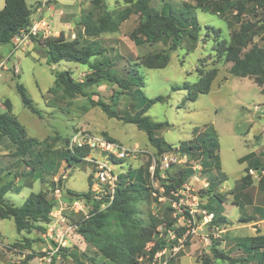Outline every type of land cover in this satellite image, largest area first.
Returning <instances> with one entry per match:
<instances>
[{
	"label": "rangeland",
	"instance_id": "rangeland-1",
	"mask_svg": "<svg viewBox=\"0 0 264 264\" xmlns=\"http://www.w3.org/2000/svg\"><path fill=\"white\" fill-rule=\"evenodd\" d=\"M41 1L26 0V4L33 8ZM51 1L54 9L44 10L42 17L53 28L60 22L59 10H63L65 15L62 19L75 23L74 36L66 33L69 40L83 32L79 25L82 14L90 11L93 17H96L104 10L101 7L93 8L89 0ZM165 1L174 11L180 8L184 10L182 5L185 3L195 4L192 0ZM103 2L105 9L111 12L127 6L123 0ZM230 3L232 4L230 9L217 14L212 10L223 6L222 0H205L206 8L211 12L195 10L200 26L198 40L193 43L184 38L176 51H168L169 40L136 46L129 35L138 22L137 15H132L122 22L115 33H103L97 39L88 40L83 37L86 41H96L98 47L105 49L97 59L109 58L115 64L112 71L120 74V71L126 68L128 60L138 64L144 84L143 96L146 99L156 97L164 99L163 102L151 105L146 116L155 122L166 124L157 132L166 143L176 146L191 139L194 128L212 125L215 129L218 135L220 168L225 179L215 187V193L222 195L223 215L228 220V224L219 230L208 228L209 220L204 209L208 198L212 196V193H208V196L205 194L208 182L213 183L217 176L214 169L202 175L197 161L188 156H181L175 151L159 157L149 144L146 134L134 125L107 118L99 108L92 107L86 97L69 98L61 87L54 88V72L67 70L75 81H81L89 73V67L66 61L48 66L45 64L43 54L35 50L33 43L20 48H14L13 43L0 46V62L3 61V68L0 70V114L6 112L4 100H8L11 104V114L23 126L29 137L43 141V145H49L50 150L57 153L64 148L66 140L79 133L103 137L124 148L136 150L135 156L125 159L121 166L114 164L113 170L116 174L144 166L148 160H151L150 172L153 171L156 162L160 163L161 178L165 177V171L173 174L180 168L193 170L194 173L179 192L178 203L172 202L166 196L160 197L163 190L151 176V186L159 193L151 191L150 194L137 197L133 203L135 217L143 225H149L150 220L154 219L155 222L171 221L175 228H186L185 234L174 242L172 233H161L164 223L156 227V232L159 233L156 237H162L167 247L156 255L153 264H164L168 259V264H202L201 258L207 256L212 259L211 238L220 241L217 246L219 250L234 258L242 257L244 256L242 252L237 250V239L264 234V222L260 225L239 222L240 217L255 216L257 220L264 217V193L258 188L259 179L261 176L264 177V95L260 93L253 78L232 76L229 73L230 64L224 61L223 53L221 55V51L230 41L231 31L238 30L241 23L251 25L253 43L263 46L261 38L264 35V0H230ZM163 4L161 0H149L150 7L156 10H160ZM3 6L4 0H0V10ZM37 7L32 9V13ZM50 32L52 34V29ZM167 51L169 61L165 68L143 67L147 57ZM93 60L95 59L91 61ZM211 69H216V77L209 92L199 94L194 102H184V91L172 90V87L181 86L186 82L196 83L199 77L197 70L207 72ZM16 82L24 87L35 108L34 113L23 105L15 87ZM88 92L96 94L93 97L95 100L99 99L110 105L120 115L134 114L139 109V103L145 102L132 95H120L117 105L114 106L113 98L115 94L120 93L119 88L107 81L92 86ZM89 157L102 159L98 152H91ZM16 160L18 161V158L14 156V145L6 138H1L2 182L12 180L14 186H24L27 182L31 184V188H24L19 194L9 192L5 195L7 202L18 207L31 193L42 191L45 184L39 180L34 181L33 178L28 180L21 177L18 173L23 166L21 163L17 164ZM255 166L259 169L248 172L252 184L244 186L241 178L246 174L245 168L253 169ZM7 171L10 174H7ZM61 172L66 174L64 188L77 193H85L88 190L89 175L93 176L92 180L95 178L94 164L90 161L70 167L61 162L57 173L48 176L47 181H55ZM46 195L48 199L53 197L52 191L46 192ZM66 217L71 223L87 219L81 213L74 214L68 211ZM107 230L110 235L118 233L113 220L107 226ZM78 235L67 249L69 255L54 259L53 264H109L81 234ZM149 246L150 244L147 248ZM42 248L39 230L17 233L12 219L0 220V264H23L24 261H27L26 264H39V259L43 256ZM138 260L145 262V256H140ZM214 264L228 263L217 260ZM244 264L257 263L251 260Z\"/></svg>",
	"mask_w": 264,
	"mask_h": 264
},
{
	"label": "trees",
	"instance_id": "trees-1",
	"mask_svg": "<svg viewBox=\"0 0 264 264\" xmlns=\"http://www.w3.org/2000/svg\"><path fill=\"white\" fill-rule=\"evenodd\" d=\"M161 1L164 3L163 6L160 10H156L150 7L149 0H123V3L127 5L126 8L111 12L105 9L103 0H89V4L93 8L101 7L104 10L96 17H93V13L90 11L82 14L79 25L83 32L78 33L73 40L67 39L61 32L58 36L45 38L32 36L31 41L35 50L43 54L45 64L48 66L66 61L89 67V73L81 81H75L67 70L54 72V88L61 87L69 98L86 97L91 106L99 108L107 118L134 125L146 134L149 144L159 157L175 151L181 156H188L197 161L202 175L213 169L217 172L215 181L207 184L205 196H208V193H212V196L210 195L208 198L204 209L206 215L212 216L207 223L208 228L219 230L228 224V220L223 215L222 195L215 193V187L225 180L220 168L218 135L215 129L212 125L194 128L191 139L182 141L176 146L166 143L161 136L157 135V132L166 124L155 122L146 116L151 105L163 102L164 99L162 97L146 99L143 96L144 84L139 74L138 64L128 60L126 68L121 70L120 74L112 71L115 64L109 58L100 57L97 59L105 52V49L98 47L94 40L88 41L97 39L103 33L117 32L122 22L132 15H137L138 22L129 35L136 46L169 40L168 51H176L184 38L195 43L200 32L195 10L211 12L206 8L205 0H192L195 2L194 5L185 3L182 5L184 10L180 8L178 11H174L165 0ZM222 3L223 6L215 8L212 12L220 14L223 10L232 7L230 0H222ZM31 14L32 9L27 6L25 0H4V7L0 10V46L11 44L21 30L31 26ZM250 30L249 23H241L238 30H232L230 41L221 51V55L223 53L224 61L230 64L229 73L232 76L253 78L260 93L264 95V35L261 38L263 46L260 47L253 43V34ZM83 37L88 40H83L85 39ZM168 51L147 57L143 62V67L147 69L165 68L169 61ZM92 59L95 60L91 61ZM197 73L199 77L196 83L186 82L181 86L172 87L173 91L185 92L184 102H194L199 94H207L216 77V69L207 72L197 70ZM103 81L115 84L119 88L120 93L115 94L113 98L114 106L117 105L120 95H132L145 102L139 103V109L134 114L120 115L110 105L99 99L95 100L93 97L96 94L88 92L89 88ZM15 87L23 105L34 113L35 108L24 87L18 82L15 83ZM4 108L6 112L0 114V139L6 138L14 145V155L18 158V164L21 163L23 166L18 174L21 177L29 178V180L30 178L39 180L45 186L42 191L31 193L17 207L8 203L4 198L12 189L13 182H2L0 176V220L12 219L17 233L30 232L32 229L41 232L44 230L42 226L47 222L48 213L52 207V199L47 198L46 192H53L56 187H60L63 197L67 201L90 200L92 198L90 192V186L93 183L92 175L88 176V190L85 193L65 189L60 180L57 183L47 181L48 176L57 173L61 162H64L67 167L85 162V158L90 155L91 151L87 147L69 149L67 148L69 140H66V145L61 151L53 152L49 145H43V141H38L27 135L23 126L11 114V104L8 100H4ZM111 161L119 166L124 163V160L115 158H111ZM159 166L160 163L156 162L153 171L150 172L151 160H148L144 166L128 169L127 172L118 174L111 204L105 210L99 211L101 201L92 199L93 209L89 217L84 221L75 222L78 225V233L97 249L99 255L109 264H153L156 255L167 247L162 237H156L159 235L156 232V227L160 223H164L161 233H172L174 242L185 234L186 228H175L171 221L159 220V222H155L154 219H151L149 225H143L135 217L133 203L137 197L150 194L151 191L155 194L159 193L151 186V177L154 182H158L159 188L163 190L160 197L166 196L172 202L178 203L179 192L183 190V186L194 173L191 168H180L173 174H168L169 172L165 171V177L161 178ZM254 169L258 168L256 166L253 169L252 167L245 168L246 174L241 178L244 186L252 184L248 172ZM260 181L261 179H259ZM186 215L191 218L188 213ZM200 219L201 217L198 220ZM263 219L264 217H259L257 220L255 216H248L240 217L239 222L250 224ZM112 220L118 229V233L115 235H110L107 230V226L111 224ZM219 242V240L210 239L212 259L205 256L201 258L202 264H214L217 260L228 264H244L251 260L257 264H264V234L237 239V250L244 255L238 258L219 250L217 248ZM148 244L150 246L147 248ZM60 255L66 257L69 254H67V250H64ZM140 256H145V262L138 260ZM91 261L94 260L91 259ZM26 262L24 261L23 264ZM168 262L169 259L164 264H168Z\"/></svg>",
	"mask_w": 264,
	"mask_h": 264
},
{
	"label": "built area",
	"instance_id": "built-area-1",
	"mask_svg": "<svg viewBox=\"0 0 264 264\" xmlns=\"http://www.w3.org/2000/svg\"><path fill=\"white\" fill-rule=\"evenodd\" d=\"M48 2L43 0L34 13L31 14V26L25 30H21L13 39L14 48H20L32 43V36L48 37L51 36L50 25L41 17L42 10L48 6L49 10H53L54 6L47 5ZM3 68V61L0 62V70ZM87 147L91 152H98L102 159L85 158L94 164L95 178L90 186L92 198L76 199L67 201L63 197V191L60 187H56L52 192V207L48 213V220L43 224V231L40 232L42 241L43 256L39 259V264H52L54 259H59L61 253L70 247L71 241L78 237V225L71 223L66 212L74 214H83L84 218H88L93 209L92 199L101 201L99 211L105 210L112 202L113 195L117 183V175L113 168L114 163H110L111 158L125 160L134 157L136 150L124 148L103 137L93 136L86 133H79L68 141L67 148ZM250 173L252 171H249ZM264 172V171H263ZM64 182L66 180L65 172L57 175L54 182ZM208 220L211 219V215ZM209 222V221H208Z\"/></svg>",
	"mask_w": 264,
	"mask_h": 264
},
{
	"label": "crops",
	"instance_id": "crops-1",
	"mask_svg": "<svg viewBox=\"0 0 264 264\" xmlns=\"http://www.w3.org/2000/svg\"><path fill=\"white\" fill-rule=\"evenodd\" d=\"M26 1V0H25ZM43 1V0H42ZM41 1V2H42ZM47 2H48V4L47 5H51V0H46ZM41 2H37L35 5H34V7L33 8H31V9H35V7H37V6H39L40 4L39 3H41ZM4 7V6H3ZM48 10V6L46 7V8H44L43 10H42V13H41V17H42V14H44V10ZM33 12H35V11H33ZM58 15H59V24L58 25H56L55 27H53V28H51L50 27V30L52 29V36H58L59 35V33H63L64 34V36L65 37H67V32H68V34H70L71 36L73 35L74 36V33H73V28H74V22H72V21H65V20H63L62 18L64 17V15H65V12L63 11V10H59V12H58ZM43 18V17H42ZM32 44V43H31ZM6 45H12V43L11 44H6ZM32 47V46H31ZM260 90V89H259ZM15 156V155H14ZM17 158V157H16ZM15 162H17V164H18V161L16 160ZM259 163H261L260 161H259ZM253 164L255 165V162H253ZM16 166V165H15ZM259 169V168H258ZM7 174H10V172L9 171H7ZM14 177H16V175L14 176ZM27 178V177H26ZM25 179V178H24ZM261 181L260 182H258L259 184H258V188L261 190V192L263 191V193H264V177L263 176H261ZM28 180H29V178H28ZM34 180V179H33ZM10 181H12V180H10ZM34 181H37V180H34ZM7 182H9V181H7ZM31 184H29L28 182L27 183H25V185L24 186H14V183H13V185H12V189L9 191V192H14V193H16V194H19L20 192H21V190L22 189H24V188H31V186H30ZM13 186H14V188H13ZM8 192V193H9ZM7 193V194H8ZM9 203V202H8ZM11 204V203H10ZM13 205V204H12ZM264 222V219L263 220H260V221H258L257 223H258V225H260V223H263Z\"/></svg>",
	"mask_w": 264,
	"mask_h": 264
}]
</instances>
